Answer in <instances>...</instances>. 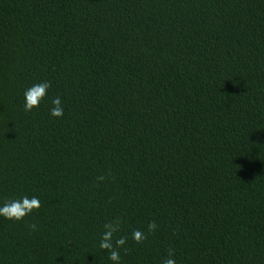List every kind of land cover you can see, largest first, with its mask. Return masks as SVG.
I'll list each match as a JSON object with an SVG mask.
<instances>
[{
	"label": "trees",
	"instance_id": "16d2710c",
	"mask_svg": "<svg viewBox=\"0 0 264 264\" xmlns=\"http://www.w3.org/2000/svg\"><path fill=\"white\" fill-rule=\"evenodd\" d=\"M25 195L0 264H114L116 218L119 264H264V0H0V205Z\"/></svg>",
	"mask_w": 264,
	"mask_h": 264
},
{
	"label": "clouds",
	"instance_id": "9594fccd",
	"mask_svg": "<svg viewBox=\"0 0 264 264\" xmlns=\"http://www.w3.org/2000/svg\"><path fill=\"white\" fill-rule=\"evenodd\" d=\"M50 87V82L44 81L33 84L31 87L27 88L23 93L24 110L28 112L33 108L39 107L41 100H43L47 95ZM51 104L52 107L49 109L50 115L52 117H61L64 109L60 97L57 96L52 99ZM105 178L106 177L104 175L96 177L98 181H103ZM39 207L40 200L37 197L33 196L30 198L25 195L18 199L7 200L3 205H0V217L13 221H21L24 217L30 215L34 210L39 209ZM28 227L31 231L37 230L36 224H29ZM157 228V223L155 221H151L146 225L147 232L135 229L132 232L131 238L137 244L142 243L147 239V235L154 233ZM103 229L104 230L99 241V248L108 252V258L113 261L114 264H119V249L127 243V238L124 236H120L114 240V235L121 230V220L116 218L112 221L106 222L103 225ZM124 251L127 252V249L125 248ZM173 257L174 250L169 249L167 255L162 260V264H176Z\"/></svg>",
	"mask_w": 264,
	"mask_h": 264
}]
</instances>
